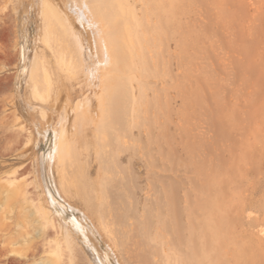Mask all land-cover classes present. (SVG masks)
<instances>
[{
    "label": "rangeland",
    "instance_id": "1",
    "mask_svg": "<svg viewBox=\"0 0 264 264\" xmlns=\"http://www.w3.org/2000/svg\"><path fill=\"white\" fill-rule=\"evenodd\" d=\"M104 1L0 0V264H264V0Z\"/></svg>",
    "mask_w": 264,
    "mask_h": 264
},
{
    "label": "bare ground",
    "instance_id": "2",
    "mask_svg": "<svg viewBox=\"0 0 264 264\" xmlns=\"http://www.w3.org/2000/svg\"><path fill=\"white\" fill-rule=\"evenodd\" d=\"M73 1V3H74V5H76L75 6V9H76V14H77V22H78V25L77 26H79L80 28L79 29H82L83 31H86V32H88L89 33V31H88V29L90 30H92V29H94V31L93 32H96L95 31V29L97 28V30H100L98 33H99V35H103L105 32L104 31H101V27L103 28L104 27V25H105V23H104V25H102V26H99V25H97L94 21H93V19H94V17L96 18L95 20L97 21V23L99 22V20H98V18L99 17H101L103 14H101V11H98L99 10V8H100V6L101 5H99L98 3H99V0H98V3L97 2H94V3H97V5L99 6V8L97 7V9H96V7L94 8L93 7V3H92V0H72ZM95 1V0H94ZM104 1V0H103ZM157 3H159V8H160V5H161V7H163V9H164V12L166 13V16H176V13L175 12H172V13H170L169 11H166V3H165V0H155ZM170 1V0H169ZM101 2V1H100ZM105 2V1H104ZM70 3V2H69ZM69 3H68V5H69ZM71 4V3H70ZM100 4H102V3H100ZM163 4H164V6H163ZM73 5V4H72ZM170 5H171V7H172V5H173V0L172 1H170ZM94 6H95V4H94ZM102 7V6H101ZM70 8V7H69ZM101 10V9H100ZM108 10V9H107ZM106 10V11H107ZM105 11V10H104ZM104 11H102V13H104V15H103V17L105 18L106 17V12H104ZM72 14V13H71ZM106 14V15H105ZM73 15V14H72ZM160 17L163 15L162 14V11L160 12ZM74 16V15H73ZM91 17H93V19H91ZM98 17V18H97ZM108 18V17H107ZM101 20H102V18H101ZM76 26V27H77ZM98 26H99V28H98ZM105 27H106V25H105ZM104 29V28H103ZM102 29V30H103ZM82 32V31H81ZM101 32H103V34L101 33ZM79 33V32H78ZM85 34H87V33H85ZM84 34V35H85ZM92 34H95V33H92ZM106 34H107V32H106ZM80 35H82L81 33H80ZM88 36H89V34H88ZM93 36V35H92ZM92 36H90V37H92ZM94 37H95V35L93 36V38L92 39H94ZM102 37V36H101ZM96 39H97V36L95 37ZM98 38L100 39V37L98 36ZM103 38V37H102ZM84 39V38H83ZM86 39H88L87 37H86ZM96 39H94L95 41H97ZM98 39V40H99ZM110 39V38H109ZM103 40V39H102ZM86 41V40H85ZM87 41H89V40H87ZM99 41H101V40H99ZM104 41V40H103ZM103 41H101V43L103 42ZM87 43V42H86ZM94 43V46H96L95 45V42H93ZM84 44V43H83ZM88 44V43H87ZM91 44V43H90ZM90 44H88L89 46H91ZM104 44V49H106V52L105 53H107V54H105V53H103L102 55H101V53H100V55L98 54V56H99V58H100V60H101V58H102V56L103 55H105V56H107L108 54L110 55V51H109V45L107 44V42L105 43H103ZM111 44V43H110ZM87 45V46H88ZM88 46V47H89ZM102 45L100 44V46H98L97 45V47L99 48V49H101L100 47H101ZM91 47H93V46H91ZM97 47H95V48H97ZM103 47V46H102ZM94 48V50H96ZM113 47H111V49H112ZM86 49V48H85ZM97 50V51H100V52H104V49H103V51H102V49L101 50ZM93 50V49H92ZM113 51V50H112ZM111 51V53H112V55H113V53L114 52H112ZM95 53H96V51H94ZM90 53H91V51H90ZM94 55H97V53L96 54H94ZM91 56V55H90ZM104 57V56H103ZM114 57V56H113ZM96 58H97V56H96ZM104 59H105V57H104ZM104 59H102V60H104ZM112 59V58H111ZM92 60H94L93 58H92ZM95 61V60H94ZM96 61H97V59H96ZM105 61V60H104ZM90 62H92L91 60H90ZM95 63V62H94ZM97 64V63H96ZM99 65H101V64H99ZM98 66V65H97ZM103 70V69H102ZM93 72V71H92ZM110 72V71H109ZM105 76H107V75H105ZM107 80V79H106ZM105 80V81H106ZM101 84V83H100ZM58 139H60L59 138V136H58ZM59 141V140H58ZM61 141V140H60ZM59 143V142H58ZM60 145H61V143H60ZM55 147V146H54ZM60 147V146H59ZM57 148V147H56ZM55 148V149H56ZM58 151V150H57ZM59 152V151H58ZM54 153V152H53ZM48 157V156H47ZM46 157V159H48V158H50V157H48L47 158ZM52 158H53V156H52ZM13 181L15 180V179H12ZM17 181H18V179H17ZM17 181H14V182H17ZM10 182V185H8V186H6V189H5V193H6V199H7V201L9 202V201H14L15 199H17L18 198V196L20 195V188L19 187H17V186H15L14 185V183L13 182H11V180L9 181ZM18 183V185H19V182H17ZM40 186L42 187V182H41V180H40ZM23 186V185H22ZM1 187V186H0ZM27 192H28V190L27 189H25ZM24 190V191H25ZM43 191V190H42ZM4 193V194H5ZM26 193V192H25ZM42 193V192H41ZM29 194V193H28ZM27 194V195H28ZM44 194L45 193H43V197L45 198V196H44ZM30 197V196H29ZM24 199H25V197H23ZM27 199V198H26ZM45 200V202L47 201L46 200V198L44 199ZM25 201V200H24ZM67 203H69V202H67ZM40 204H41V202H40ZM47 206H49V207H42V206H38L39 208L38 209H36V210H38V211H36L39 215H40V218H41V220H44V224L45 225H49V226H51L52 228H53V230H54V232H55V234L56 235H58V236H66L67 238H69L72 242H74L75 244H78L79 242L78 241H80L83 245H84V247H85V249H86V251L85 250H83V252L86 254V255H88L87 254V252L89 253V255H90V253H91V256H92V260H91V262H90V264H97V262L95 261L96 259H98V263L99 264H110V262H109V260H108V258H107V256H100V253H99V251H98V249H97V246H96V243L94 242V241H92L91 240V237H92V235H91V233H90V231H89V229H91V231H92V229H93V227H94V225H93V220L91 219V217H90V215L89 214H87L86 212H83V216H81V217H74V218H72L71 220H67V218H66V216H65V209H63L62 210V212L60 213V212H58L57 211V209L54 207V203H52V201H48L47 203ZM49 204V205H48ZM70 204V203H69ZM35 205V204H34ZM88 216V217H87ZM90 220V223L88 222ZM90 227V228H89ZM261 232H262V234H264V229H262L261 230ZM94 235V234H93ZM45 241H46V239H45ZM43 242V241H42ZM46 245V244H45ZM67 245V244H66ZM79 245V244H78ZM38 246V245H37ZM36 246V247H37ZM76 246V245H75ZM74 246V247H75ZM41 247V246H40ZM45 247H48V244L45 246ZM44 248V247H43ZM77 249H78V246H77ZM76 249V250H77ZM60 250H62V249H60ZM35 251V250H34ZM47 251H49V249L47 250ZM47 251L45 252V254L47 253ZM78 251V250H77ZM11 253H14L15 251L14 250H12V251H10ZM51 253V252H50ZM37 254H39V253H37ZM83 254V253H82ZM27 255V254H26ZM33 256H35V254L33 253L32 254ZM40 255V254H39ZM61 256V255H60ZM50 258L51 257H49V260H50ZM85 258V257H84ZM94 258V259H93ZM43 259V258H42ZM55 259H56V257H55ZM54 259V260H55ZM44 260V259H43ZM47 260V259H46ZM53 260V261H54ZM62 260V259H61ZM157 260H159V259H157ZM52 261V260H51ZM52 261V262H53ZM45 262V261H44ZM43 262V263H44ZM47 262V261H46ZM44 263V264H52V262H49V263ZM64 262V261H63ZM23 264L24 263V260H17V261H12V263L11 264ZM54 264H64V263H61L60 262V260L58 261H56V263H55V261L53 262ZM66 263V262H65ZM156 263L157 264H160L159 262H157L156 261Z\"/></svg>",
    "mask_w": 264,
    "mask_h": 264
},
{
    "label": "water",
    "instance_id": "3",
    "mask_svg": "<svg viewBox=\"0 0 264 264\" xmlns=\"http://www.w3.org/2000/svg\"><path fill=\"white\" fill-rule=\"evenodd\" d=\"M40 169H41V177H42L44 186L46 188V192H47L48 196H53V192L50 189V185L48 183V179H47V176H46V170H45V154H41L40 155ZM57 201H58V199H57Z\"/></svg>",
    "mask_w": 264,
    "mask_h": 264
}]
</instances>
